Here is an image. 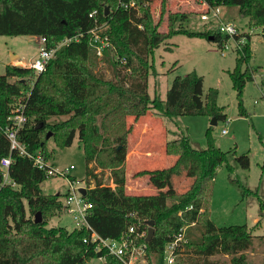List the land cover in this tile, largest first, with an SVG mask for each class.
<instances>
[{
	"label": "trees",
	"instance_id": "1",
	"mask_svg": "<svg viewBox=\"0 0 264 264\" xmlns=\"http://www.w3.org/2000/svg\"><path fill=\"white\" fill-rule=\"evenodd\" d=\"M129 1L0 0V35H39L46 38L48 48H53L64 37L85 33L80 40L60 46L42 72L9 63L0 74V162L4 157L12 158L10 181L4 182L0 170V264H87L92 258H103L104 264H126L99 240L93 241V231L102 238L122 240L129 236L145 255H154L157 264H165L167 245L180 234L175 264H264L250 261L247 255L254 240L264 238L254 233L258 223L252 227L220 226L211 218L217 171L224 165L230 171L235 168L229 159V153L235 151L215 144L212 125L207 129L205 148L195 147L185 132L165 142L167 154L191 157L196 162L194 179L183 193L153 213L128 203L132 196L126 157L134 128L130 116L135 123L149 111L171 120L184 115L227 119L225 107L218 103V89L210 88L204 96V77L195 70L177 75L166 98L151 97L148 77L158 74L155 50L176 34L207 39L212 35L220 45L230 38L217 29L188 28L185 22L189 15L172 11L170 0H161L158 19L153 0H134L137 6L129 8L122 4ZM204 1L209 6L236 5L251 27H264V0ZM166 15L168 31H163L160 26ZM93 28L109 40L100 56L88 32ZM242 37L245 42L237 48L236 65L229 75L237 90L240 114L247 115L242 94L256 70L246 65L252 58V33L235 35L236 39ZM122 56L125 62H120ZM103 63L110 69V77L100 71ZM20 106L27 120L18 130V140L26 153L11 149L6 132L12 124L10 117ZM48 132L61 147L72 145L78 137L83 148L84 199L92 204L86 212L90 227L48 225L64 210L63 194L42 190L50 175L27 154L41 152L50 159ZM233 154L241 167L250 166L248 153ZM245 192L258 194L249 188ZM39 211L42 221L36 222ZM149 220L155 221V230L147 240ZM132 225L135 231L128 233ZM217 254L227 255L228 260L212 258Z\"/></svg>",
	"mask_w": 264,
	"mask_h": 264
},
{
	"label": "rangeland",
	"instance_id": "2",
	"mask_svg": "<svg viewBox=\"0 0 264 264\" xmlns=\"http://www.w3.org/2000/svg\"><path fill=\"white\" fill-rule=\"evenodd\" d=\"M169 8L172 11L187 13L189 16L185 24L193 30H215L220 22L200 18L205 10L202 0H170ZM152 9L155 18L158 19L161 14V0H153ZM219 11L222 19L233 21L241 33H252V58L246 65L254 68L256 73L254 80L247 81L242 94L243 104L248 114H240L237 90L233 87L229 75V71H232L236 65L237 42L230 38L227 42L228 47L223 48L218 41L176 34L163 41L155 50V66L158 74L148 77V90L151 97L158 95L166 98L167 90L177 75L185 76L195 70L204 77V96L210 88L218 89V103L225 107L227 119H221L215 124H211L212 118L208 115H184L171 120L149 111L136 123L133 116L129 117V122L134 123L131 134L143 127L150 131H159L158 140L155 143L158 149H162L161 144L165 139L176 138L178 134L185 132L195 147L205 148L208 145L207 129L212 125L211 135L215 144L222 150L235 151L229 153L230 162L235 168L234 171H230L224 165L217 171L212 194L211 218L220 226L247 224L252 227L258 223L254 233L264 235V27H251L248 17L242 16L236 5L220 6ZM160 29L168 31L167 15ZM42 46L39 35H0V74L5 73L7 64H16L18 60L24 62L18 65L30 67V61L38 57ZM100 71L107 77L111 76L110 69L104 63L101 64ZM224 129L227 133L222 132ZM51 136L48 141L52 152L49 162L57 171L65 172V175L61 173L50 175L41 186L45 193H62V199L65 201L71 188V177L79 181L75 182L76 187L82 185L86 187L84 151L78 137L72 145L61 147ZM233 153L237 155L248 153L250 166L241 167ZM131 177L134 178V174ZM4 180L10 181L9 176H4ZM109 184L111 185V180ZM128 184H131L130 180ZM246 188L258 191V194H248L245 192ZM131 196L134 197V194L131 193ZM166 196H168V204L171 203L174 195ZM155 209L157 207L151 209L149 213H153ZM76 213L78 214V212H69L64 209L61 214L52 217L48 225H61L73 229L76 226L74 218ZM137 247L140 246L137 245ZM135 254L134 264H157L154 255L149 257L142 250H137ZM247 255L252 262H264V238H256L253 248L247 251ZM212 258L228 260V256L224 254H217ZM87 264H104V259L92 258Z\"/></svg>",
	"mask_w": 264,
	"mask_h": 264
},
{
	"label": "built area",
	"instance_id": "3",
	"mask_svg": "<svg viewBox=\"0 0 264 264\" xmlns=\"http://www.w3.org/2000/svg\"><path fill=\"white\" fill-rule=\"evenodd\" d=\"M125 7L129 8L130 6L136 7V2L134 0H130L129 2H123L122 3ZM202 5L204 7V12L201 14L200 18L202 20L211 21V20H217L220 21L217 25V30L222 33L223 35H230V38H233L237 42V48L240 47L242 43L245 42L244 37L240 39H236V34H241V31H239V27L230 20H223L221 17V13L219 11L220 6H209L204 0H202ZM95 13V11H94ZM92 15V13L90 14ZM88 32L92 33V41L95 47L97 48V54L102 55L103 49L105 46L109 44V40L107 36H101L95 28L89 30ZM85 33L79 32L73 36L70 37H64L55 47L48 48L46 45V38L41 37L43 46L40 49V53L36 59L30 61L29 66L31 68H34L38 72H42L46 69L47 64L49 61L55 56L56 50L66 44L71 42L72 40H80L81 37ZM229 38V39H230ZM228 40L225 41L222 44L223 48H227ZM223 48L222 53H223ZM120 62H125L126 58L124 56L119 57ZM24 108L22 106L17 108V112H14L12 116L10 117L12 124L7 127L6 132L8 135V138L10 140L11 149H18L21 151V153H26L24 145L18 140V130L20 127L23 126V124L26 122L27 118L25 114L23 113ZM223 133H227V131L224 129L222 131ZM34 161V164L43 170H46L48 175H54L56 173L58 174H64L63 171H57L54 169L53 164L49 162V160L41 153L37 152L35 154L27 153ZM12 158L11 156L4 157L0 162V170L3 173V176L8 177V169L11 164ZM73 168V166H71ZM71 179V178H70ZM4 182H8L4 180ZM75 180H70L71 188L69 190V195L63 201L64 203V209L68 210L69 212H78L74 215V218L76 219V226H82V225H88L86 220V212L89 208L92 207V204L87 202L84 199V195L81 193L80 188L85 186H75ZM111 186L115 187L114 182L111 180ZM89 226V225H88ZM90 227V226H89ZM135 231L134 225L129 227L128 233H132ZM146 232H143L142 234H145ZM92 240H99V243L109 249V251L113 254H116L120 258H122L126 264H134L133 257L136 255L135 253L137 250L141 251L142 249L140 247H137L133 239H131L129 236L128 238L117 240L113 238H102L100 237L96 232L93 231ZM182 240V235L180 234L179 237L167 245L166 249V255H165V264H175L176 262V253L175 249L179 245L180 241Z\"/></svg>",
	"mask_w": 264,
	"mask_h": 264
},
{
	"label": "crops",
	"instance_id": "4",
	"mask_svg": "<svg viewBox=\"0 0 264 264\" xmlns=\"http://www.w3.org/2000/svg\"><path fill=\"white\" fill-rule=\"evenodd\" d=\"M21 63L24 64L18 60L16 64ZM138 130L129 138L131 147L126 157L127 179L131 181L128 188L134 194L128 203L138 205L144 213L157 207L155 212L168 203L167 194L178 195L189 187L197 165L191 157L167 154L164 145L169 138L161 144L163 148L158 149L155 142L159 131L144 127ZM133 174L134 178L131 177Z\"/></svg>",
	"mask_w": 264,
	"mask_h": 264
},
{
	"label": "water",
	"instance_id": "5",
	"mask_svg": "<svg viewBox=\"0 0 264 264\" xmlns=\"http://www.w3.org/2000/svg\"><path fill=\"white\" fill-rule=\"evenodd\" d=\"M106 10L108 11V7L106 8ZM209 39H210V40H213L214 37H213L212 35H210V36H209ZM215 123H217L216 118H212L211 124H215ZM50 136H51V132H48V134H47V138H49ZM80 191H81V193H82L83 195H85L86 192H87V188H86V187H81V188H80ZM35 221H36V222H41V221H42V215H41V212H40V211L36 214V216H35ZM147 222H148V224H149V229H148V235H147V238H146V239H147V240H150V239L152 238L153 234H154V230H155V228H154V223H155V221H154V220H149V221H147Z\"/></svg>",
	"mask_w": 264,
	"mask_h": 264
}]
</instances>
